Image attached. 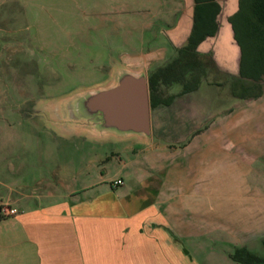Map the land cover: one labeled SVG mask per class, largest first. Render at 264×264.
<instances>
[{"label": "rangeland", "instance_id": "rangeland-1", "mask_svg": "<svg viewBox=\"0 0 264 264\" xmlns=\"http://www.w3.org/2000/svg\"><path fill=\"white\" fill-rule=\"evenodd\" d=\"M218 1V32L198 46L208 76L195 92L183 96L187 110L178 116L176 106L164 110L166 117L186 120L165 127L160 138L154 131L152 146H141L115 135L95 139L82 129L71 134L56 119L68 118L73 98L110 84L120 66L148 75L167 63L175 55L170 38L177 47L185 43L192 0H7L0 6V182L21 179L31 186L37 176L47 177L61 167L84 168L85 163L88 173L98 166L112 175L121 167L118 159L92 164L94 158L117 153L127 161V147L142 149L136 155L139 162L161 155L165 164L182 154V139L194 136L192 146L205 145L201 149L211 153L216 166L210 177L216 236L200 248L213 252L200 251L199 262L241 264L234 262L235 248L226 240L264 232V95L232 94V86L234 91L240 87L239 51L227 17L237 0ZM180 19L176 36L171 30ZM147 51L162 53L150 60L149 68L141 61L127 66L129 55ZM180 89L173 85L166 92ZM224 153L241 162L222 167ZM241 153L244 157L238 158ZM179 161L186 159L180 156ZM120 174L128 177L126 169ZM7 197L0 184V206L8 205ZM218 234L228 239L222 241ZM255 251L264 255L263 246Z\"/></svg>", "mask_w": 264, "mask_h": 264}, {"label": "crops", "instance_id": "crops-1", "mask_svg": "<svg viewBox=\"0 0 264 264\" xmlns=\"http://www.w3.org/2000/svg\"><path fill=\"white\" fill-rule=\"evenodd\" d=\"M6 1L0 0V6ZM180 23L181 19L171 30L176 36ZM170 43V50L175 52L172 38ZM160 51L129 55L126 64L136 66L141 61L149 68L150 60L155 61ZM184 95L169 107L159 106L153 111L150 143L124 140L152 146L154 131L160 138L165 127L182 125L186 118L176 117L175 121L166 117L164 110L176 106V116L187 110ZM194 138L182 139V154L177 152L174 160L165 164L161 155L150 163L139 162L136 155L142 149L127 147L125 151L131 154L127 161L117 153L94 158L92 164L118 159L121 167L112 175L98 166L88 173L85 163L84 168L61 167L47 177L37 176L31 186L21 179L15 184L1 181L8 195L5 203L18 212L0 213V264H200L198 253L209 251L200 248L206 239L216 236L214 194L210 193L214 188L210 177L216 166L211 153L201 149L205 145L192 146ZM225 154L222 167L229 169L241 162ZM180 156L186 162H180ZM124 169L128 177L120 174ZM117 179L121 183H115ZM220 237L222 241L228 239ZM263 240L264 232L259 231L228 239L226 244L256 252Z\"/></svg>", "mask_w": 264, "mask_h": 264}, {"label": "trees", "instance_id": "trees-1", "mask_svg": "<svg viewBox=\"0 0 264 264\" xmlns=\"http://www.w3.org/2000/svg\"><path fill=\"white\" fill-rule=\"evenodd\" d=\"M191 27L185 43L175 48V55L147 75L151 112L159 106L169 107L176 98L194 91L208 76L198 51L199 44L213 37L219 29L221 5L218 0H192ZM232 38L238 46L237 77L240 97L264 95V0H237L236 9L227 17ZM234 81V80H233ZM180 85V91L166 92ZM264 247V240L262 241ZM231 257L241 264H264V255L246 247H237Z\"/></svg>", "mask_w": 264, "mask_h": 264}, {"label": "water", "instance_id": "water-1", "mask_svg": "<svg viewBox=\"0 0 264 264\" xmlns=\"http://www.w3.org/2000/svg\"><path fill=\"white\" fill-rule=\"evenodd\" d=\"M67 117L56 119L74 133L82 129L92 137L116 136L151 140L149 90L145 71L120 66L104 87L86 91L67 106Z\"/></svg>", "mask_w": 264, "mask_h": 264}, {"label": "built area", "instance_id": "built-area-1", "mask_svg": "<svg viewBox=\"0 0 264 264\" xmlns=\"http://www.w3.org/2000/svg\"><path fill=\"white\" fill-rule=\"evenodd\" d=\"M115 183H121V180L120 179H117L115 181ZM18 211L16 208L14 207H10L9 205H1L0 206V213L3 214V215H14L16 214Z\"/></svg>", "mask_w": 264, "mask_h": 264}]
</instances>
